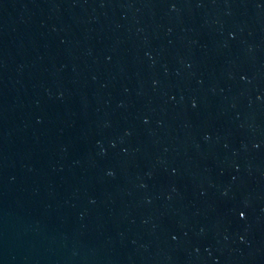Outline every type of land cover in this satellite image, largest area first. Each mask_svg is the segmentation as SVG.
I'll list each match as a JSON object with an SVG mask.
<instances>
[{"label": "water", "instance_id": "95a60500", "mask_svg": "<svg viewBox=\"0 0 264 264\" xmlns=\"http://www.w3.org/2000/svg\"><path fill=\"white\" fill-rule=\"evenodd\" d=\"M0 264H264V0H0Z\"/></svg>", "mask_w": 264, "mask_h": 264}]
</instances>
